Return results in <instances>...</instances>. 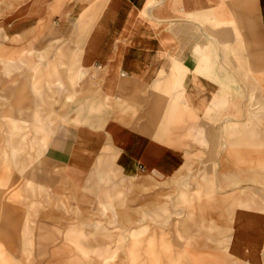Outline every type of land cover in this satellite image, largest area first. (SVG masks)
<instances>
[{"label":"crops","instance_id":"obj_1","mask_svg":"<svg viewBox=\"0 0 264 264\" xmlns=\"http://www.w3.org/2000/svg\"><path fill=\"white\" fill-rule=\"evenodd\" d=\"M52 30L80 41L113 111L55 144L66 177L82 183L109 160L159 181L210 160L217 194L193 204L171 227L170 253L148 264H264V135H227L210 113L228 92L237 110L243 93L264 89V0H0V61ZM158 233L157 251L168 243Z\"/></svg>","mask_w":264,"mask_h":264},{"label":"rangeland","instance_id":"obj_2","mask_svg":"<svg viewBox=\"0 0 264 264\" xmlns=\"http://www.w3.org/2000/svg\"><path fill=\"white\" fill-rule=\"evenodd\" d=\"M79 44L52 30L0 61V264H148L170 253L171 227L181 226L193 204L217 194L210 160L159 181L131 178L109 160L82 183L66 177L51 153L55 144L113 113L81 65ZM248 92L242 109L228 92L211 110L226 118L225 134L264 135V89ZM234 119L242 125H229ZM261 164L256 170L264 173ZM156 231L168 241L159 251Z\"/></svg>","mask_w":264,"mask_h":264}]
</instances>
